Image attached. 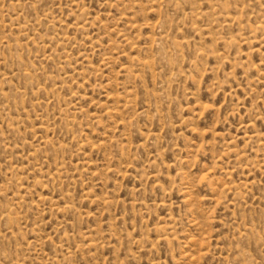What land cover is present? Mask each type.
I'll return each instance as SVG.
<instances>
[{"label":"rangeland","instance_id":"obj_1","mask_svg":"<svg viewBox=\"0 0 264 264\" xmlns=\"http://www.w3.org/2000/svg\"><path fill=\"white\" fill-rule=\"evenodd\" d=\"M0 264H264V0H0Z\"/></svg>","mask_w":264,"mask_h":264}]
</instances>
